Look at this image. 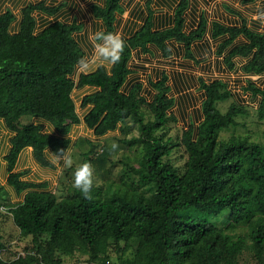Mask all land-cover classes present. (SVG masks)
Segmentation results:
<instances>
[{
  "label": "trees",
  "instance_id": "obj_1",
  "mask_svg": "<svg viewBox=\"0 0 264 264\" xmlns=\"http://www.w3.org/2000/svg\"><path fill=\"white\" fill-rule=\"evenodd\" d=\"M122 2L103 0L102 5L91 6L92 16L102 23L100 37L114 33L117 16L124 13ZM148 4L141 26L121 37L114 53L102 54L105 64L77 74L85 56L76 39L82 24L51 19L60 7L44 2L26 4L14 29L13 13H0V119L13 133L4 156L6 182L23 193L9 213L19 234L30 236L33 244L32 252L4 260L0 240V264H62L60 255L76 252L90 263L102 262L101 255L111 244L116 251L133 248L126 264H238L248 245L244 236L228 231L239 225L247 228L250 248L258 264H264V140L257 143L241 135L220 138L223 130L237 126L236 118L247 115V109L231 103L222 113L217 103L232 96L226 84L199 80L202 118L182 132L187 161L180 173L167 159L170 142L157 135L174 105L167 75L148 81L149 101L140 82L127 85L133 52L146 54L153 46L169 58L173 55L169 44L175 43L185 59L196 61L192 46L208 31L226 69L233 70V59L242 57L249 58L242 65L244 73L264 74V33L250 30L243 20L232 26L214 21L208 30L203 15L186 32L188 0H177L172 14L158 22ZM246 90L258 97L257 118L264 120V86L247 82ZM144 106L151 119H145ZM23 116L39 122L20 123ZM128 119L137 125L138 135L122 142L139 145L143 154L138 166H127L140 184L153 185L150 196L127 189L101 194L87 176L89 165H102L109 150L102 149L92 159L95 147L88 138L89 149L79 166L84 180L69 197L58 199L45 183L22 181L14 172L26 147H31L38 164L49 166L46 149L55 155L76 149L68 137L75 125L82 123L83 133L90 131L100 139L115 130L123 133ZM41 122L48 124V130ZM5 193L0 185V210H5ZM218 212L227 218L222 229L209 219Z\"/></svg>",
  "mask_w": 264,
  "mask_h": 264
},
{
  "label": "rangeland",
  "instance_id": "obj_2",
  "mask_svg": "<svg viewBox=\"0 0 264 264\" xmlns=\"http://www.w3.org/2000/svg\"><path fill=\"white\" fill-rule=\"evenodd\" d=\"M85 1L61 0V6L66 7L69 3H74V6L78 9L75 15L76 18L72 21L78 22L83 26V33L76 34V39L85 54L83 62L85 61L86 63L93 54L96 57L95 61L90 63L89 66L85 65L82 67L80 65L75 74L78 71L94 68L97 64H105V61L101 63V59H97L98 56L101 53H114L118 45V39L126 35L125 31L119 30L120 23L124 20L128 22L131 17L129 26L134 24L131 27L132 29L136 28L147 14V1H149V9L154 15L159 14L161 11L171 15L177 3V0H123L124 13L117 16L114 33L109 36L100 37V32L96 28L97 25L93 28L94 26L90 27L88 24L89 20H92V15ZM189 3L191 4V8L184 15L187 21L184 27L185 31H188L195 25L193 21H196L199 9L205 17L207 24H209L208 29L210 24L216 21L217 17L220 18L218 15L208 14L207 10L209 8L207 6L209 0H191ZM222 20L224 24L227 23L226 25L230 23L228 19ZM205 37L210 40L207 41V44L201 42L192 47V54L196 61L185 59L182 48L175 43H170L169 47L173 51V55L169 58H163L153 46H150L149 53L133 52L129 62L131 74L128 76L127 85L131 82H140L143 85L142 94L148 101L152 94L148 81L157 80L162 73H165L168 77L169 95L173 98L174 105L170 110V120L162 130L157 132V135H161L164 140L170 142L171 152L167 159L180 173L184 171L187 161V153L181 144L182 132L189 125L196 126L202 118L201 101L203 94L198 86L199 80L210 82L219 79L226 84L232 96L224 102L217 103L216 107L222 113L227 110L231 103L242 105L247 109V115L236 118L237 126L225 129L220 133L221 139H226L231 135H241L247 136L250 140L257 143H262L264 140V120H258L256 113L258 97L252 96L246 90L247 82H252L258 87H263L264 78L258 81L257 77L252 74V77L245 76L242 71V58L233 59V70L226 69L222 61L223 55L220 56L216 53L217 42L209 38V31ZM142 110L145 113V119H151L149 111L145 106L142 107ZM124 125L123 133L115 130L100 139H95L90 131L86 133L80 132V134H77L78 130L74 132L73 137H76L73 139L76 142V149H74L72 158L69 160L70 167L67 168L65 180L53 192L58 199L71 196L73 191L84 180L79 166L83 153L89 149L86 138L90 139L95 147L94 152L90 155L92 159L102 149L109 150V156L102 165H98L97 162L89 165L87 179L95 187L99 188L101 194L109 195L115 191L122 192L127 189L140 191L146 196L151 195L153 185L140 184L137 177L131 173L127 166H138L143 154L142 148L139 145L128 146L122 142L123 139L137 136L138 127L131 119L126 120ZM17 202L18 200L12 202L7 193L3 196L5 210H0V240L4 244V250L1 252V257L4 260H11L22 253L32 252L33 244L31 237L20 235L11 220L9 208ZM209 219L217 228L222 229L227 224V218L223 212H218V215L210 216ZM228 232L244 236L248 245L239 254L238 264H258L254 252L250 248L251 241L247 234V228L239 225ZM119 246L122 247V244ZM132 252V247L123 251H116L114 245L111 244L106 253L101 255L102 262L90 263L87 256L79 252H76L73 256L60 255V259L62 260V264H126L128 259L131 258Z\"/></svg>",
  "mask_w": 264,
  "mask_h": 264
},
{
  "label": "crops",
  "instance_id": "obj_3",
  "mask_svg": "<svg viewBox=\"0 0 264 264\" xmlns=\"http://www.w3.org/2000/svg\"><path fill=\"white\" fill-rule=\"evenodd\" d=\"M0 0V13L10 10L14 15V22L12 23V29L16 27V24L19 21L21 10L23 7L26 6L28 3H38V2H44L45 5L48 6H59V10L57 13H55L54 16L50 17L51 19L60 20L62 22H71L73 19H75V15L78 11V9L74 6V3H69L66 7L61 6V0ZM189 2L191 0H188ZM87 2V8L88 10H91L92 5H102L103 0H86ZM75 7V8H74ZM191 8V4L189 3L188 8L186 12ZM209 8L207 10L208 14H214L218 15L220 18H216V22L223 23L222 19L230 20V23L227 26L232 25H238L242 20L245 21L247 27L255 32L264 33V0H209L208 6ZM185 12V13H186ZM198 16L196 17V21H193L195 25L191 28L193 29L201 14V10L198 11ZM206 14V13H205ZM92 15V13H91ZM154 15V14H153ZM41 15L36 14V18H40ZM170 16L169 14H166L165 12L161 11L159 14L154 15V19L158 22L160 19L167 18ZM146 17V16H145ZM145 17L143 18L142 22L140 24L132 29V24L129 26L131 22V17L129 18V21L126 20L122 21L120 23L119 30L125 31L126 35L121 37H126L133 31L139 28L141 24L143 23ZM209 21V19H208ZM187 23L185 19V24ZM88 24L91 26H94L93 28L97 27L98 32L103 31L102 23L95 19L92 16V20H89ZM225 23L224 25H226ZM209 25V24H208ZM88 27V28H90ZM210 28V27H209ZM189 29V30H191ZM188 30V31H189ZM209 30V29H208ZM186 31V32H188ZM80 34L83 33V30L79 32ZM208 33V32H207ZM206 33V35H207ZM205 35V36H206ZM210 38V37H209ZM209 39H206L204 37L201 41L196 42L193 44V46L197 43L204 42L207 44V41ZM120 39H118L119 44ZM210 41V40H209ZM192 46V47H193ZM102 53L100 56H98L97 59H101V63L104 62L102 59ZM101 57V58H100ZM94 54L93 56L88 59V61L85 63V61L81 64V66H89L90 63L95 61ZM235 58H242V57H235ZM243 59V65L249 60V58H242ZM85 63V64H84ZM79 69V68H78ZM247 77H252L249 73H244ZM257 77L258 81L260 79L264 78V74L254 75ZM77 106V112L80 114L81 109L79 108V104H76ZM28 122H35L38 123V119L33 117H26L23 116L20 118V123H28ZM42 123V122H41ZM43 130H48V124L42 123ZM78 129L79 134L80 132H83V124L80 123L78 125H75L71 128L70 133L68 134V137H73L75 129ZM13 135L11 131H9L4 125L2 120L0 119V185L4 188L5 192L9 195V199L13 202L15 200H18V202L21 200L23 193H16L6 182V162L4 160V156L8 152L9 149V138ZM73 149H70L65 152L64 155H55L50 150L46 149L44 152L45 158L49 162V166H42L38 164L32 155V149L31 147H26L22 149L20 152L15 167L14 172L20 174V180L30 183H45L47 185L48 189H51L53 192L55 191V188L60 185L66 178V172L67 168L69 166V160L72 158Z\"/></svg>",
  "mask_w": 264,
  "mask_h": 264
},
{
  "label": "bare ground",
  "instance_id": "obj_4",
  "mask_svg": "<svg viewBox=\"0 0 264 264\" xmlns=\"http://www.w3.org/2000/svg\"><path fill=\"white\" fill-rule=\"evenodd\" d=\"M164 18V17H163ZM135 28V27H134ZM92 35V34H91ZM96 46V45H95ZM87 57V56H86Z\"/></svg>",
  "mask_w": 264,
  "mask_h": 264
},
{
  "label": "built area",
  "instance_id": "obj_5",
  "mask_svg": "<svg viewBox=\"0 0 264 264\" xmlns=\"http://www.w3.org/2000/svg\"><path fill=\"white\" fill-rule=\"evenodd\" d=\"M23 254V253H22Z\"/></svg>",
  "mask_w": 264,
  "mask_h": 264
}]
</instances>
